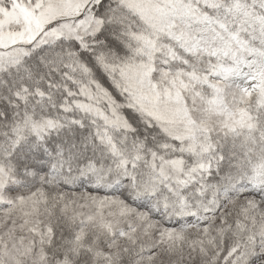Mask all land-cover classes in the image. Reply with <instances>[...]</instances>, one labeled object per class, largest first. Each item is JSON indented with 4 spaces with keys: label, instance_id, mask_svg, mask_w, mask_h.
Instances as JSON below:
<instances>
[{
    "label": "snow or ice",
    "instance_id": "obj_1",
    "mask_svg": "<svg viewBox=\"0 0 264 264\" xmlns=\"http://www.w3.org/2000/svg\"><path fill=\"white\" fill-rule=\"evenodd\" d=\"M0 264H264V0H0Z\"/></svg>",
    "mask_w": 264,
    "mask_h": 264
}]
</instances>
